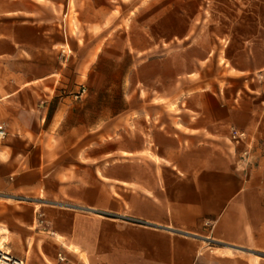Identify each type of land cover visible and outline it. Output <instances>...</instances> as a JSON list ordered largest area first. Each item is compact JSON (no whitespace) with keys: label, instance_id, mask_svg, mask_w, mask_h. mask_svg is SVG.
<instances>
[{"label":"crops","instance_id":"1","mask_svg":"<svg viewBox=\"0 0 264 264\" xmlns=\"http://www.w3.org/2000/svg\"><path fill=\"white\" fill-rule=\"evenodd\" d=\"M72 4L0 0V192L34 198L9 222L16 257L264 264L262 19L230 31L223 66L218 42L190 63L183 52L135 63L126 107L93 126L86 95L73 94L92 49L77 62ZM155 63L161 76L140 79Z\"/></svg>","mask_w":264,"mask_h":264},{"label":"rangeland","instance_id":"2","mask_svg":"<svg viewBox=\"0 0 264 264\" xmlns=\"http://www.w3.org/2000/svg\"><path fill=\"white\" fill-rule=\"evenodd\" d=\"M70 12L77 62L83 58L84 44L86 53L88 47L92 49L91 76L85 85L77 84L73 94L86 95L93 126H98L124 109L125 97L137 89L131 70L135 63H160L165 57H176L172 61L179 63L181 52L190 63L217 42L220 49L214 61L221 66L228 63L227 35L234 29L251 28L260 18L264 23V0H73ZM156 63L141 69L139 78L161 76L162 67ZM4 157L0 153V159ZM31 199L0 192V238L2 242L8 238L14 256L9 222L13 211L19 212V205Z\"/></svg>","mask_w":264,"mask_h":264},{"label":"bare ground","instance_id":"3","mask_svg":"<svg viewBox=\"0 0 264 264\" xmlns=\"http://www.w3.org/2000/svg\"><path fill=\"white\" fill-rule=\"evenodd\" d=\"M3 235V234H2ZM0 238V264H17V257L12 255L7 246L8 238L5 237L4 241Z\"/></svg>","mask_w":264,"mask_h":264},{"label":"built area","instance_id":"4","mask_svg":"<svg viewBox=\"0 0 264 264\" xmlns=\"http://www.w3.org/2000/svg\"><path fill=\"white\" fill-rule=\"evenodd\" d=\"M9 133L7 130V127L5 126V124L0 123V144L3 140H5L8 137ZM232 140L235 141H241L244 140L248 137L247 133L243 132V131H238V130H233L232 132ZM17 264H23V261H21L20 259H17Z\"/></svg>","mask_w":264,"mask_h":264}]
</instances>
